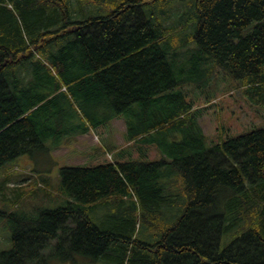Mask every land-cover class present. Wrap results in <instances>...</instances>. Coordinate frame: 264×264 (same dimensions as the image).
Returning <instances> with one entry per match:
<instances>
[{
    "label": "trees",
    "instance_id": "1",
    "mask_svg": "<svg viewBox=\"0 0 264 264\" xmlns=\"http://www.w3.org/2000/svg\"><path fill=\"white\" fill-rule=\"evenodd\" d=\"M218 72L264 116V0H0V168L117 117L138 153L0 210V264H264V125L210 141L183 91Z\"/></svg>",
    "mask_w": 264,
    "mask_h": 264
},
{
    "label": "rangeland",
    "instance_id": "2",
    "mask_svg": "<svg viewBox=\"0 0 264 264\" xmlns=\"http://www.w3.org/2000/svg\"><path fill=\"white\" fill-rule=\"evenodd\" d=\"M189 63L191 64L192 61L186 56L184 65L188 66ZM61 90L63 93L66 92L65 89ZM183 91L188 101H193L192 112L199 113L200 125L210 141L217 142L224 138L225 134L237 135L252 127L256 129L264 125L262 113L256 106L249 105L245 101L242 92L225 79L223 73L218 72L210 81L209 103L198 89L194 90L188 86ZM124 133L123 119L117 117L105 128L90 130L86 135L48 140L44 152L32 157L22 156L6 164L0 168V210L19 209L24 211L20 213L28 214L26 211L31 212V208L35 206L46 209L56 208L54 201L59 196L61 167L113 162L117 150L129 151L130 155L127 156L128 153H125L126 159H137L138 153L125 141ZM54 143H57L56 148ZM108 156L112 159H108ZM157 158L155 149L149 148L148 159L152 161ZM103 211L105 209L99 212L103 213ZM10 247V230L5 225L0 226V252ZM52 264H71V262L59 261Z\"/></svg>",
    "mask_w": 264,
    "mask_h": 264
}]
</instances>
